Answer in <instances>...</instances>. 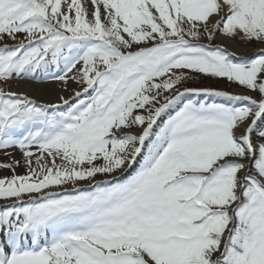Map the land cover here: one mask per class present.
Instances as JSON below:
<instances>
[{
  "label": "snow or ice",
  "instance_id": "1",
  "mask_svg": "<svg viewBox=\"0 0 264 264\" xmlns=\"http://www.w3.org/2000/svg\"><path fill=\"white\" fill-rule=\"evenodd\" d=\"M13 79L0 264H264V0H0Z\"/></svg>",
  "mask_w": 264,
  "mask_h": 264
},
{
  "label": "rangeland",
  "instance_id": "2",
  "mask_svg": "<svg viewBox=\"0 0 264 264\" xmlns=\"http://www.w3.org/2000/svg\"><path fill=\"white\" fill-rule=\"evenodd\" d=\"M18 37H20L21 39H23V34H19ZM15 83H24V84H32V85H38V86H41V85H49L51 86L52 85V89H56L57 88V93L56 95H63L65 96L66 99L70 98L71 94H72V89L73 88H78L79 86H76V85H71V87L69 88L71 91V93H64V91L59 87H57V84L55 83H44V84H40V83H30V82H24L23 80H20V79H13L7 83L5 82H1L0 81V87H3L5 89V91H11V92H15L17 94H20V95H23V96H27L29 99H32L34 100L37 104H50V103H39L37 100H35L34 98H32L28 93L26 92H23L21 91L23 89V87L21 86L20 88L19 87H15L16 90H13L12 88V85L15 84ZM71 83V82H70ZM56 86V87H55ZM191 86H196L198 88H201V87H207V88H212V89H217V90H228V91H233L234 89H232L231 87L228 86V84L226 82H219V81H216L214 79H211V78H204V77H201L199 79H195V80H190L188 81L184 87H189L191 88ZM50 91V90H49ZM43 93H50L48 92L47 90L46 91H43ZM51 94V93H50ZM66 94V95H65ZM59 98L56 102H53V103H58ZM11 153V156H8V155H5L3 152L0 153V162H9L13 157H15L16 159H20V153L18 150H10L9 151ZM25 173V169L24 168H18L17 169V174H20V175H23ZM11 172L10 171H6V170H0V177L3 178L5 176H11ZM97 180H102V179H97ZM80 185H83V184H80ZM86 185V184H85Z\"/></svg>",
  "mask_w": 264,
  "mask_h": 264
},
{
  "label": "bare ground",
  "instance_id": "3",
  "mask_svg": "<svg viewBox=\"0 0 264 264\" xmlns=\"http://www.w3.org/2000/svg\"><path fill=\"white\" fill-rule=\"evenodd\" d=\"M23 87V89L21 91L23 92H26L28 93L32 98H34L35 100L37 101H40V102H45V103H53V102H56L59 98L60 95H56L58 94L56 91H57V88L56 89H52V85L49 86V85H41V86H36V85H32V84H24V83H15L12 85V88L13 90H16L15 87ZM56 87V86H55ZM58 87V86H57ZM59 88V87H58ZM48 91L50 93L46 94V93H43V91ZM50 90V91H49ZM70 89L68 90V92H64V93H69L70 94ZM65 94V95H66Z\"/></svg>",
  "mask_w": 264,
  "mask_h": 264
}]
</instances>
